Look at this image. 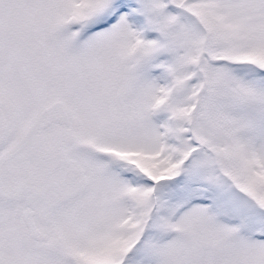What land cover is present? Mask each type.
<instances>
[{"label": "snow or ice", "instance_id": "1", "mask_svg": "<svg viewBox=\"0 0 264 264\" xmlns=\"http://www.w3.org/2000/svg\"><path fill=\"white\" fill-rule=\"evenodd\" d=\"M0 264H264V0H0Z\"/></svg>", "mask_w": 264, "mask_h": 264}]
</instances>
